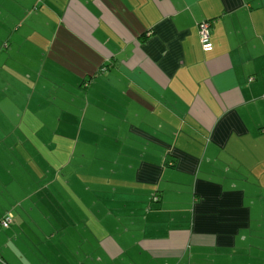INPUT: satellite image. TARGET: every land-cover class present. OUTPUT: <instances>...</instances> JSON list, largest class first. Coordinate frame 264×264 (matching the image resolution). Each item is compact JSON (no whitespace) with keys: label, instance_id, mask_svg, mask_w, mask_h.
<instances>
[{"label":"crops","instance_id":"1","mask_svg":"<svg viewBox=\"0 0 264 264\" xmlns=\"http://www.w3.org/2000/svg\"><path fill=\"white\" fill-rule=\"evenodd\" d=\"M7 212L0 264H264V0H0Z\"/></svg>","mask_w":264,"mask_h":264},{"label":"rangeland","instance_id":"2","mask_svg":"<svg viewBox=\"0 0 264 264\" xmlns=\"http://www.w3.org/2000/svg\"><path fill=\"white\" fill-rule=\"evenodd\" d=\"M39 157L37 164L32 165V180L29 182H22V194L24 196L33 195V201H37L39 205V209L36 211H32V217L34 220H39L42 216L40 210L43 208L60 206L62 197H61V186L57 184H53V178L55 177L56 169L47 159V153L44 149H38ZM34 168V169H33ZM61 184L60 181H58ZM73 218V213H66ZM46 215L51 216L54 219H59L61 213H48ZM31 217V218H32ZM75 221V220H74ZM35 229V228H34ZM33 230V229H32ZM40 234L41 230L36 229ZM20 232L19 225L12 227L9 231L1 230L0 233H18Z\"/></svg>","mask_w":264,"mask_h":264},{"label":"built area","instance_id":"3","mask_svg":"<svg viewBox=\"0 0 264 264\" xmlns=\"http://www.w3.org/2000/svg\"><path fill=\"white\" fill-rule=\"evenodd\" d=\"M212 23L210 21L201 22L198 25L200 42L205 51L212 48L211 38H210V28ZM157 200V198H154ZM12 214H8L1 220V226L9 228L12 222Z\"/></svg>","mask_w":264,"mask_h":264},{"label":"trees","instance_id":"4","mask_svg":"<svg viewBox=\"0 0 264 264\" xmlns=\"http://www.w3.org/2000/svg\"><path fill=\"white\" fill-rule=\"evenodd\" d=\"M8 214H12V222H11V225L13 224V218H14V215H13V212H7L1 219H0V226H1V220L5 217V216H7ZM11 225H10V227H11ZM2 228H4V229H9V228H5V227H3V226H1Z\"/></svg>","mask_w":264,"mask_h":264}]
</instances>
